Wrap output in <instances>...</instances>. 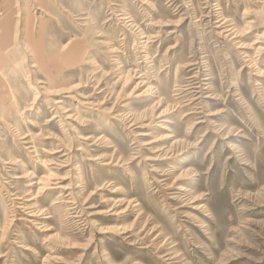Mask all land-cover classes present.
I'll return each instance as SVG.
<instances>
[{"label": "rangeland", "instance_id": "obj_1", "mask_svg": "<svg viewBox=\"0 0 264 264\" xmlns=\"http://www.w3.org/2000/svg\"><path fill=\"white\" fill-rule=\"evenodd\" d=\"M0 264H264V0H0Z\"/></svg>", "mask_w": 264, "mask_h": 264}]
</instances>
